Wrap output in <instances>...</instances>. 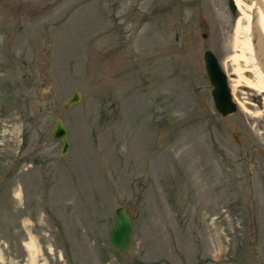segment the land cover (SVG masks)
Here are the masks:
<instances>
[{
    "label": "rangeland",
    "instance_id": "1",
    "mask_svg": "<svg viewBox=\"0 0 264 264\" xmlns=\"http://www.w3.org/2000/svg\"><path fill=\"white\" fill-rule=\"evenodd\" d=\"M235 23L228 0H0V264H264L263 94L236 86Z\"/></svg>",
    "mask_w": 264,
    "mask_h": 264
},
{
    "label": "water",
    "instance_id": "2",
    "mask_svg": "<svg viewBox=\"0 0 264 264\" xmlns=\"http://www.w3.org/2000/svg\"><path fill=\"white\" fill-rule=\"evenodd\" d=\"M228 6L234 16H237V6L234 0H228ZM202 25V17L200 16ZM202 36H205L203 34ZM257 33L253 32L251 43L255 44ZM204 68L211 88V96L215 109L223 116H229L236 112L237 105L234 103L231 88L228 84L227 75L222 69L219 60L212 51H205L203 55ZM79 91L73 92L64 101L65 106L78 103L81 99ZM51 135L61 142L60 155L63 156L69 149L67 129L60 117L55 118ZM134 228V218L131 210L127 206H119L114 210V224L107 237L108 244L121 253H127L130 248L131 235Z\"/></svg>",
    "mask_w": 264,
    "mask_h": 264
},
{
    "label": "bare ground",
    "instance_id": "3",
    "mask_svg": "<svg viewBox=\"0 0 264 264\" xmlns=\"http://www.w3.org/2000/svg\"><path fill=\"white\" fill-rule=\"evenodd\" d=\"M234 1L238 13L235 23L234 54L227 61L231 63L232 74L237 76L236 86L243 85L263 94L261 105L264 108V0ZM253 32L257 33L255 44L251 43ZM245 72L251 74L253 78L245 76ZM233 100L237 105L234 96Z\"/></svg>",
    "mask_w": 264,
    "mask_h": 264
}]
</instances>
